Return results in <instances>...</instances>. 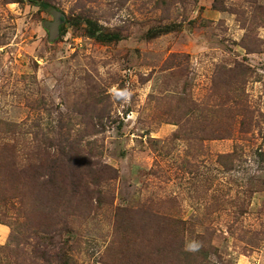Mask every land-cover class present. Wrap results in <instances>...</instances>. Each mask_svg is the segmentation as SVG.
<instances>
[{
    "label": "rangeland",
    "instance_id": "obj_1",
    "mask_svg": "<svg viewBox=\"0 0 264 264\" xmlns=\"http://www.w3.org/2000/svg\"><path fill=\"white\" fill-rule=\"evenodd\" d=\"M65 262L264 264V0H0V264Z\"/></svg>",
    "mask_w": 264,
    "mask_h": 264
},
{
    "label": "trees",
    "instance_id": "obj_2",
    "mask_svg": "<svg viewBox=\"0 0 264 264\" xmlns=\"http://www.w3.org/2000/svg\"><path fill=\"white\" fill-rule=\"evenodd\" d=\"M46 8H50V6H47L46 5ZM88 26H91V28L88 30V36L93 38L95 41L99 42V43H102V44H110V43H113V42H118L121 40V36L116 33V32H111V31H107L105 30L102 26H100L98 23L96 22H93L91 20L87 21L86 23ZM243 124V122H241ZM216 139H219V137L217 136ZM70 162V159L69 160H63L61 161V165L62 164H67ZM23 182L21 183H26L27 181L26 180H22ZM28 184V182H27ZM201 248H197V251H196V254H195V258L196 260L198 259H206L207 257V253L204 254L202 251ZM64 264H68V263H64Z\"/></svg>",
    "mask_w": 264,
    "mask_h": 264
},
{
    "label": "clouds",
    "instance_id": "obj_3",
    "mask_svg": "<svg viewBox=\"0 0 264 264\" xmlns=\"http://www.w3.org/2000/svg\"><path fill=\"white\" fill-rule=\"evenodd\" d=\"M189 250H194V247L193 246H190V249Z\"/></svg>",
    "mask_w": 264,
    "mask_h": 264
},
{
    "label": "water",
    "instance_id": "obj_4",
    "mask_svg": "<svg viewBox=\"0 0 264 264\" xmlns=\"http://www.w3.org/2000/svg\"><path fill=\"white\" fill-rule=\"evenodd\" d=\"M61 21H64V18L63 17L61 18Z\"/></svg>",
    "mask_w": 264,
    "mask_h": 264
}]
</instances>
